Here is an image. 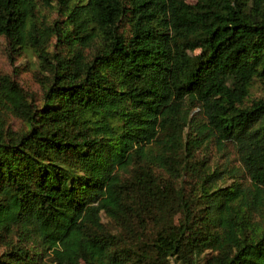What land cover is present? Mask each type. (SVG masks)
<instances>
[{
    "label": "trees",
    "instance_id": "obj_1",
    "mask_svg": "<svg viewBox=\"0 0 264 264\" xmlns=\"http://www.w3.org/2000/svg\"><path fill=\"white\" fill-rule=\"evenodd\" d=\"M0 36L48 74L39 105L0 74V264H264V0H0Z\"/></svg>",
    "mask_w": 264,
    "mask_h": 264
},
{
    "label": "rangeland",
    "instance_id": "obj_2",
    "mask_svg": "<svg viewBox=\"0 0 264 264\" xmlns=\"http://www.w3.org/2000/svg\"><path fill=\"white\" fill-rule=\"evenodd\" d=\"M189 3H194L195 0H187ZM39 22H44L45 24H52L55 20L64 21V17L58 10L54 3L49 7H41L40 11L37 13ZM55 38H51L49 51H53V44ZM7 43L4 37L0 36V74L9 75L14 81H16L19 87L22 89L23 93L27 98L36 105L41 104L43 97V92L48 85V74L42 71L39 66V60L36 53L33 50H27L26 52H20V54L15 55L14 58L10 59L7 53ZM250 94L245 103H250L252 99L264 98V90L261 89L259 82H253L250 87ZM198 108L192 110L191 116L196 117V122H202L203 116L198 113ZM4 120L3 128L9 129L17 133L24 132L27 130V124L23 120L14 117L12 115H5L2 117ZM189 130V129H188ZM205 140L202 145L196 149L195 159L197 161H205L209 166L207 172H212L215 170L224 171L225 169H237V173L234 177L228 176L223 172L220 176L221 179L218 180L217 186H228L235 180L243 183L248 182V177L242 170L241 163L239 162L238 155L233 144L230 141L224 142L223 146H218L215 140L208 139ZM189 183L190 179H186ZM194 179H192L193 181ZM177 185H180L179 181H176ZM101 222L104 227L115 233L119 230L118 224L110 220L103 212L100 213ZM127 237V236H126ZM48 264H53L50 261Z\"/></svg>",
    "mask_w": 264,
    "mask_h": 264
}]
</instances>
